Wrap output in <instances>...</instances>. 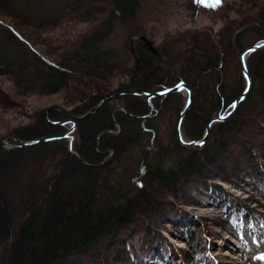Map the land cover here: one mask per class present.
Here are the masks:
<instances>
[{"label": "trees", "instance_id": "trees-1", "mask_svg": "<svg viewBox=\"0 0 264 264\" xmlns=\"http://www.w3.org/2000/svg\"><path fill=\"white\" fill-rule=\"evenodd\" d=\"M40 1L35 0L32 7L30 4L33 0H0V76L9 77L16 97L61 91L65 93L68 103L73 104V101L76 104L68 112L71 116L56 109L48 110L46 115L44 111L37 112L31 125L15 130L17 134L8 135L14 141L11 147H0V251L9 255V260L4 263L3 258L0 264H68L72 258L89 250H94L95 256L85 264H146L145 258L150 251L149 240L143 235L144 232H140L142 230H130L136 225L134 215L139 209H147L148 205H169L175 210L170 213L171 216L175 215L181 220L183 214L176 209L175 202L176 196L186 199L187 183L198 182L201 183L198 186L210 187L207 185L208 179L218 174L213 169L224 157L223 134L237 129L242 122L241 117L249 114L248 110L240 108V104L249 98L254 75L258 76V83L254 82V86L256 84L264 91V74L257 65L258 60H264V46L249 53L246 59L251 79L250 92L228 118L211 125L204 145L183 146L179 143L176 121L183 107L182 102L168 131L173 152H179L182 157L179 156L177 162L167 169L155 168L141 172L137 181L133 168L137 169L142 162H146L148 151L155 146L154 138L160 133L158 117L161 111L156 102L164 100L169 104L173 95H178L179 100L183 95L174 92L148 101L143 95L120 93H155L183 82L191 90L192 96L190 106L181 120L182 137L185 141L201 139L210 119L227 113L243 92L245 80L239 57L244 49L264 40V0H229L228 6L220 2L217 8L223 9L225 14L218 17L216 22L197 8L195 16L191 14L190 17L193 28L188 32L180 29L179 38L159 47H154L145 36H141L146 32L144 27L138 25L137 21L134 23L140 4L148 0H69L54 9L45 7ZM187 1L191 0H185V3ZM193 17L203 24L194 22ZM76 22L86 23L87 27L82 31L85 32L78 40H73L74 43L68 48L64 47V53L60 56L47 58L41 53L42 50L35 47L38 43L33 39L34 36L40 38L41 34L57 29L58 33L54 31L53 34L63 38L65 30ZM116 23L127 27L134 25V33L140 36L130 52L126 49L132 67H128V62L120 58L118 51L102 46V41L110 35ZM147 43L151 44L154 51ZM198 52L205 57L203 70L210 67L213 71L217 93L210 92L212 99L207 102L210 103V112L205 114L200 128L190 127L188 131L185 119L193 113V109L207 110L195 101L194 88L187 80L191 78L198 82L202 69L193 61ZM256 53L260 54L252 65V56ZM60 67L67 71L59 70ZM225 77L229 80L236 78L237 84H241L235 94L230 89L234 85L231 84L233 80L225 83ZM209 82L212 84L211 80ZM257 95L261 100L251 105L253 112L259 116L264 99L261 93ZM12 102L9 93L1 90L0 109L7 108L6 105L10 106ZM101 102V106L96 109ZM128 108L137 119L133 123L126 116ZM90 110L94 111L76 121L70 142L61 137L31 146H15L16 143L63 134L66 131L64 122ZM140 126L145 134L140 132ZM188 132H194L196 136H190ZM29 134L35 136L27 138ZM258 143L264 148L262 141ZM132 148L135 149L134 153L127 156ZM161 150L166 152V148ZM244 150L245 155L235 162L231 174L236 175L237 180L245 176L239 182L244 180L251 190L264 196V154H256L259 151L256 152L255 148ZM29 154L42 155L49 160L54 156V159L43 178L47 182L42 185L36 178L32 180L35 186L25 188L23 195L27 196L20 199L19 205L23 215L16 220L18 210L16 205H12L11 194L5 193L8 191L5 187L12 181L7 182L8 174L12 179H17L14 173L17 164H21ZM246 159L256 161L257 166L250 165ZM126 160L130 165L123 167L122 162ZM118 169L120 173L115 172ZM41 174L37 173V176ZM101 174L106 175V178L98 185L96 181L101 179ZM225 174L218 177L226 181ZM143 177L145 179L142 180ZM130 179L133 184L136 181V184L131 185L133 189L125 188ZM236 181L229 180L237 185ZM151 190L158 192L149 194ZM99 192L105 203L97 215L93 204ZM162 198L164 202L159 200ZM170 198L174 199L173 202L169 201ZM157 210L165 212V208ZM251 210L254 211L240 207L239 210L231 209L228 216L245 218L247 223L257 222L250 215ZM173 217H168L167 221L175 225ZM183 221L185 219L181 221L182 228H186L183 242L190 250L178 249L181 252L178 253V260L182 264H211L205 247L192 245L196 235L190 231L188 222ZM68 230L74 233L65 235L69 233ZM122 234L130 237H122ZM135 238L140 242L139 247L135 246ZM113 247L119 248L121 258L107 259L106 251ZM163 262L171 264L165 259Z\"/></svg>", "mask_w": 264, "mask_h": 264}, {"label": "rangeland", "instance_id": "rangeland-1", "mask_svg": "<svg viewBox=\"0 0 264 264\" xmlns=\"http://www.w3.org/2000/svg\"><path fill=\"white\" fill-rule=\"evenodd\" d=\"M34 1L35 0H33L30 6H34ZM67 1L69 0H42L40 2H42L45 7L54 9L59 8ZM223 1L229 3V0H221V3ZM217 6H220V4H216L215 0H191L187 1V3H185V0H148L140 4L137 18L134 20V23L137 21L138 25L144 27L146 32H143L141 36H145L154 47H159L161 44H166V42L179 38L178 31H180V29L188 32L190 31V28H193L190 17L191 14L195 16V10H197V8L208 18L212 20L214 19V21L217 20L218 17L223 16L225 12L222 11L223 9L221 10V8H217ZM3 18L5 20L7 19L6 17ZM192 20L196 23L200 21L195 17H193ZM201 24L203 23L201 22ZM85 27H87L86 23H71L70 27H68V30L66 29L63 33V38L62 36H58L59 34L54 35L55 32L58 33L57 29H51V31L41 34L42 37L40 38L35 36L32 38L38 43L35 44V47L39 51L42 50L41 53H43L47 58H54L64 53L63 48H68L71 43H74L72 42L73 40H78L81 34L85 32H82ZM134 27V25L127 27L126 25L116 23L110 35L102 41L103 48L114 49L118 51L120 53V58L128 62V67H132L133 64L130 57H127L126 55V49H128V52H130L131 49L136 46V42L140 37L134 33ZM18 30L21 31L23 29ZM128 36L129 39L127 38ZM252 37L254 36H251V38ZM244 38L242 39L244 40ZM246 40L247 38H245L244 41ZM259 54L260 53H256L252 56V65L256 63L257 60L255 58ZM195 56L196 57H193V61L199 64L200 67L198 66V68L202 69V71L198 75V82L193 81L191 78H187V80H189L194 88L195 101L198 104L200 103L204 108L206 107L207 110L203 109L201 111H197V108L193 109V113H190L185 119L188 131L190 127L195 129L200 128L201 123L205 120V114L210 112L208 108L210 103H207L212 99L210 98V92L212 90V92L214 91L217 93L216 87H214L215 85L217 86V83L214 81V78H212L213 71L210 67H206L207 69L203 70L205 67L204 65H206L204 62L205 57L200 52L196 53ZM263 61L264 60H258L257 65L258 67H261L260 69L264 74ZM59 70L67 71V69L64 67H60ZM197 72L199 73L200 70ZM223 75H225V73ZM254 77L252 91L249 93V89L248 92L249 98H246V100L243 99V102L240 101L242 102L240 104V108L243 111L244 109L246 111L248 110L249 114L241 117L242 122L237 129L231 130V133L228 134L224 133L223 138L220 137L223 139L222 155L225 158H221L220 162L216 163L215 169H213V171L218 174H215L213 177L208 179L209 181L207 185L210 187L205 185L198 186L201 184L198 182L193 184L187 183L185 186L187 191V195L185 196L186 199H183V197L179 196L180 193L178 194L179 198L176 196V209H178V211L183 214V216H181V220H178L175 215H173L175 218L171 216L170 213L172 211L174 212L175 210L169 207V205H148L147 209L144 210H140L134 205L135 208L139 209V213L137 212L134 215V224L136 225L131 227L130 230H142L140 232H142V234L144 232L143 235H145L146 239L149 240L150 247L148 250L150 251L147 254L148 257L145 258L146 264H164V259L171 264H182V261L178 260V258L180 259V256L178 255L181 253L178 252V249L183 251L190 250L185 242H183V234L186 228H182V219H185V221L188 222L189 226L191 227L190 231H193V233L196 235L192 245L195 244L199 247H205L206 253L208 255V261L211 262V264H264V259H261V257H264V196L251 190L250 185L246 184L244 180L239 182V179L241 177L244 178L245 176H240L237 180L236 175L231 174L235 162L245 155L244 149L252 150L255 148L257 150L256 152L259 151L256 154H264L263 146H260L258 143L259 141H262L264 144V107L259 111L260 115L256 116L255 112H253V105H251L255 101L258 102L261 100V98H259L258 95L256 96V94L261 93V97L264 99V91L260 90L259 86L256 87V84L258 83V76L254 75ZM208 80H211L212 84H210V82L208 83ZM223 80L225 83L233 80V83L231 81V84L234 85L230 88L232 94H235V90L240 88L241 84H237L236 78L229 80L225 77ZM254 82L256 83L255 86ZM12 88L13 87L9 77L0 76V89L4 92H8L13 98V102L11 105L9 104L10 106L6 105L7 108L0 109V141H6L11 143V145L14 141L13 139H9L8 135L10 133H15V130L31 125V123L34 122L37 117V112L44 111V114L46 115L48 110L56 109L63 114L71 116L68 112L73 108V104H76L73 101H71L73 104L68 103L65 99V93L61 91L53 94H27L26 96L16 97ZM199 93L201 95H199ZM181 94L183 95V98L179 100L178 95H173L171 98L172 102L169 104H166L164 100L156 102L159 111H161L158 117V127L160 133L159 135L157 134L156 138H154V148L148 151V158L151 159L147 158L145 163L142 162L141 167H137V169L133 168V175L135 176L136 181L139 179V177H141L139 176L141 172H144L145 170L149 172L155 168L163 170L167 169L168 166H172L175 162H177V159L179 156H181L179 152H173L172 145L169 144L170 139L168 137V131L174 122L175 113L177 112L181 103L183 102L184 107L187 101V93L183 91ZM225 98H227L226 95ZM115 108L123 109L119 106H116ZM128 110L129 111L126 113V116L131 119V123H133L132 121L137 119L132 114L133 112L130 110V108H128ZM93 111L94 110H90L86 113ZM86 113H84V115ZM70 124L71 122L67 121L65 124L66 128H69ZM151 126L153 125L151 124ZM134 127L135 125L133 128ZM140 127V132L143 133V127ZM180 133L182 135L181 124ZM188 133L190 136H196L194 132ZM27 136V138H29V136L34 137L35 135L29 134ZM9 147L11 146L9 145ZM165 148L166 152H161L163 151L161 149ZM134 151L135 149L133 148L132 150H129L127 156L133 154ZM158 152L161 153L157 154ZM153 156H155L154 159L152 158ZM33 158H35V160ZM53 159L54 156H52V158L49 160L43 158L42 155L39 157L37 155L29 154L25 157L21 164H17L16 172H14L17 179H12V176L8 174L7 182L9 183L10 180L12 181L7 185L8 187H5V190H8L5 191V193H10L12 195H10V200L12 201V205H16L18 210V213L15 214L16 220L18 217H20L21 213H23L20 210L21 208L19 205H21L20 199H23L27 196L23 195L25 193V188L28 186H33L34 182H32V180L36 178L42 185L47 182V180H44L43 178L46 174V171H48L49 167H51ZM247 162L250 165L257 166L255 163L256 161L250 160ZM127 165H130L128 160H126V162H122L123 167H126ZM244 168L246 167L244 166ZM115 172L120 173L121 170L119 171L118 169L115 170ZM37 173L42 174L37 176ZM224 173H226L224 175L226 181H222L223 179L218 177H222V174ZM210 174L212 173L210 172ZM105 176L106 175L101 174L99 176V179H101L99 181L97 180L96 184L100 185L101 180L103 183V178H106ZM143 179L145 178L143 177L142 180ZM229 180H237L236 182H238V184L235 185L234 183L229 182ZM136 181H134V184H136ZM132 184L133 180L130 179L125 188L131 187ZM83 188L85 189V187ZM158 189L160 191L164 190L163 188ZM127 192H129V190H127ZM150 192L153 193L154 191H149V194H151ZM94 200H97L93 205L95 207V213L98 215L101 208L104 207L103 204L105 202L103 201L100 192L97 193V196L95 195ZM159 200L164 202L163 198ZM173 200L170 198L169 201L173 202ZM239 207L242 209H254V211L251 210L252 212L250 215H253V217L257 219V222L247 223L245 218H243L245 219L243 220L237 216L234 218H230L228 216V212L231 209L234 210L237 208L239 210ZM159 208H165V212H158L157 209ZM168 217H173L175 220V225H173L170 221H167ZM68 231L69 233H65V235L74 233V231ZM63 235L64 234L61 236ZM123 235L124 234H122V237H130V235L127 236V234L124 236ZM68 237L69 235L67 238ZM135 240V246L139 247L138 245L140 242H138L137 238H135ZM118 252V247H113V249L109 248L106 251L107 259H112L115 257L121 258L122 255L120 256V253ZM93 256H95L94 250H89L88 252L84 251L82 255L72 258L68 264H85V262L92 259ZM166 256L167 259L165 258ZM0 257V260L2 259L0 262H3V258H5L4 263L5 261L9 260V255L3 251H0Z\"/></svg>", "mask_w": 264, "mask_h": 264}, {"label": "water", "instance_id": "water-1", "mask_svg": "<svg viewBox=\"0 0 264 264\" xmlns=\"http://www.w3.org/2000/svg\"><path fill=\"white\" fill-rule=\"evenodd\" d=\"M147 45H148V47L150 49L153 50V48L151 47L150 43H147ZM263 46H264V41L255 43L254 45H252L250 47H247L246 49L243 50V52L241 53V55L239 57V60H240V64H241L242 73H243L244 78H245V88H244L243 92L234 100V102L232 103V107H231V109H230V111L228 113H225V114H222V115H219L217 117H213V118L210 119V121L205 126L204 134H203L201 139L194 140V141H185L183 139L181 133H180L181 120H182V117L184 116V114L186 113V111L188 110V108L190 106L191 96H192L191 95V90L183 82L178 83L177 85H175L174 87H172L170 89H165V90L158 91V92H155V93L126 91V92H121L120 94L127 93V94L143 95V96L146 97V99L148 101H150L154 97H159V96L170 94V93H174V92H183V91L186 92L187 93V101H186L185 106L183 107L182 111L179 114V117L177 119V124H176L177 139H178L179 143L181 145H183V146H202L205 143V140H206V138L208 136V133H209L211 125L213 123H215V122L222 121V120L226 119L227 117H229L235 111L238 103L240 101H242L246 97V95L248 94L250 86H251V79H250V76L248 74V71H247V68H246V65H245V59H246L247 55L250 52L255 51V50H257V49H259V48H261ZM102 102L96 107V109L101 106ZM233 105L235 107H233ZM91 113L92 112H89V113H86L85 115H82V116H79V117H74L73 118L72 127L70 129H68L63 134L52 136V137H45V138L37 139L35 141H28V142H24V143H16L15 146H18V147H20V146H31V145H34V144H38V143H41V142L48 141V140L65 137L69 133L72 132L77 120L82 119V118L86 117L87 115H89ZM9 145H11V143H8L6 141H0V147L7 148V147H9Z\"/></svg>", "mask_w": 264, "mask_h": 264}, {"label": "snow or ice", "instance_id": "snow-or-ice-1", "mask_svg": "<svg viewBox=\"0 0 264 264\" xmlns=\"http://www.w3.org/2000/svg\"><path fill=\"white\" fill-rule=\"evenodd\" d=\"M220 2H221V0H215L216 4H219ZM233 107H235V106L233 105ZM261 259H264V257H261Z\"/></svg>", "mask_w": 264, "mask_h": 264}, {"label": "flooded vegetation", "instance_id": "flooded-vegetation-1", "mask_svg": "<svg viewBox=\"0 0 264 264\" xmlns=\"http://www.w3.org/2000/svg\"><path fill=\"white\" fill-rule=\"evenodd\" d=\"M224 4H225L226 6H228V2H225V1H224Z\"/></svg>", "mask_w": 264, "mask_h": 264}]
</instances>
